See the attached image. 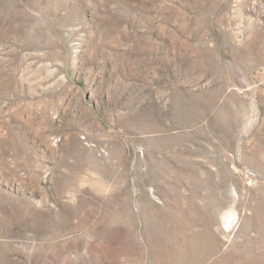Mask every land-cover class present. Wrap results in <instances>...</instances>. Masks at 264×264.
<instances>
[{"label":"rangeland","instance_id":"rangeland-1","mask_svg":"<svg viewBox=\"0 0 264 264\" xmlns=\"http://www.w3.org/2000/svg\"><path fill=\"white\" fill-rule=\"evenodd\" d=\"M0 264H264V0H0Z\"/></svg>","mask_w":264,"mask_h":264}]
</instances>
